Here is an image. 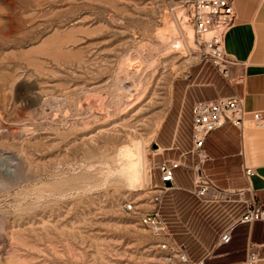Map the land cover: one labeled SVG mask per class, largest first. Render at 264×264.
Returning a JSON list of instances; mask_svg holds the SVG:
<instances>
[{
	"label": "rangeland",
	"instance_id": "1",
	"mask_svg": "<svg viewBox=\"0 0 264 264\" xmlns=\"http://www.w3.org/2000/svg\"><path fill=\"white\" fill-rule=\"evenodd\" d=\"M197 90L215 100L233 83L153 0H0V264H178L138 218L153 208L158 165L188 148L180 119ZM134 138L146 181L93 190L90 169ZM224 141L231 152L234 135ZM211 164L216 187L242 177L237 157ZM45 191L69 195L38 203ZM243 211L226 203L225 229Z\"/></svg>",
	"mask_w": 264,
	"mask_h": 264
},
{
	"label": "crops",
	"instance_id": "2",
	"mask_svg": "<svg viewBox=\"0 0 264 264\" xmlns=\"http://www.w3.org/2000/svg\"><path fill=\"white\" fill-rule=\"evenodd\" d=\"M233 7L237 19L222 40L224 55L234 63L229 70L233 93L243 97L246 112L264 111V0H234ZM193 92V103L209 101L205 99L207 93ZM191 106L180 119L181 124L187 126L188 148L181 149V154H175L174 159L186 165L192 162L189 155ZM228 134L234 135L231 152H225L224 148ZM163 147L160 144V149ZM174 148L177 149V140L172 138L170 147L164 150ZM203 149L208 157L202 165L204 170L214 168L211 162H220L231 156L238 158L242 168L253 167L254 175L246 180L242 174L235 187L229 189L245 191L249 188L251 192L246 191L245 198L252 196L264 208V130L247 129L239 134L234 127L225 125L205 138ZM192 178L191 171L176 169L171 190L162 197L160 213L167 223L170 238L185 246L192 263L203 260L204 264H242L246 246L251 242L259 256L258 264H264V222L239 225L232 231L228 244H219L218 233L225 229V204L197 198ZM216 188L219 194L229 190Z\"/></svg>",
	"mask_w": 264,
	"mask_h": 264
},
{
	"label": "built area",
	"instance_id": "3",
	"mask_svg": "<svg viewBox=\"0 0 264 264\" xmlns=\"http://www.w3.org/2000/svg\"><path fill=\"white\" fill-rule=\"evenodd\" d=\"M156 4L167 7L174 13L177 21L188 23L193 29L194 41L203 54L212 62L218 72L225 78L234 64L223 53L222 40L227 30L232 27L237 17L233 7L234 0H153ZM234 127L239 134L247 129L264 130V111L246 112L243 108V97L237 93L215 100L194 102L191 106V149L192 162L186 165L180 160L163 161L158 165L160 186L153 196V208L150 212L139 213V223L159 238L158 247L166 252V261L178 264H204L201 260L192 263L184 245L175 243L168 234L165 219L160 213L163 195L171 190L174 171L178 168L189 170L193 175L194 194L197 198L211 203H242L244 211L219 235V244H228L232 231L239 225H252L264 222V208L251 196L245 198L247 190H226L221 194L202 170L208 159L204 152L205 138L223 128ZM253 167L242 168L243 177L247 180L254 175ZM236 196V198H235ZM125 210L135 213L131 203ZM259 256L256 247L249 242L246 246L242 264H258Z\"/></svg>",
	"mask_w": 264,
	"mask_h": 264
},
{
	"label": "clouds",
	"instance_id": "4",
	"mask_svg": "<svg viewBox=\"0 0 264 264\" xmlns=\"http://www.w3.org/2000/svg\"><path fill=\"white\" fill-rule=\"evenodd\" d=\"M127 148H132L138 153L135 160L129 161L123 156V152ZM146 159V146L143 138H134L127 143H123L117 146L110 155L106 156L98 166H93L90 169L95 172L94 185L90 187L93 190L117 186L127 189L137 188L146 181ZM68 195V192H41L38 203H42L45 199H64Z\"/></svg>",
	"mask_w": 264,
	"mask_h": 264
}]
</instances>
